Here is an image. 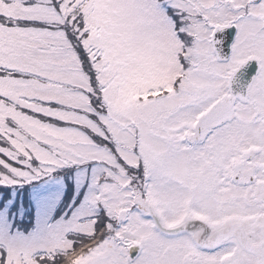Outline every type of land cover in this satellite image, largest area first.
<instances>
[{"label":"snow or ice","instance_id":"1","mask_svg":"<svg viewBox=\"0 0 264 264\" xmlns=\"http://www.w3.org/2000/svg\"><path fill=\"white\" fill-rule=\"evenodd\" d=\"M0 264H264V0H0Z\"/></svg>","mask_w":264,"mask_h":264}]
</instances>
